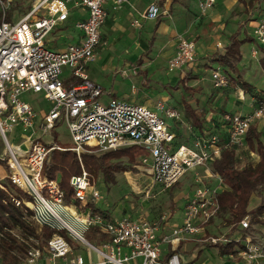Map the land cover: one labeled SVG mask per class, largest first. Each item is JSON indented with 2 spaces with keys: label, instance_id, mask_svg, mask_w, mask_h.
Listing matches in <instances>:
<instances>
[{
  "label": "built area",
  "instance_id": "obj_1",
  "mask_svg": "<svg viewBox=\"0 0 264 264\" xmlns=\"http://www.w3.org/2000/svg\"><path fill=\"white\" fill-rule=\"evenodd\" d=\"M21 0H0V158L5 165L0 172V189L7 191L5 182L23 194H10L15 206L32 211L31 220L37 231L43 226L52 230L43 247L33 238L25 240V264H217L196 261L204 245L233 244V252L223 257L241 264H264V225L251 223L249 215L243 217L235 230L228 234L219 232L225 226L218 215L220 207L217 194L226 188L220 176L213 173L211 164L221 158L225 148H242L245 136L255 121L264 115V100L250 112H224L220 122L226 127L227 139L220 141L216 134L208 137L196 135L189 145L174 146V133L168 119L179 120V114L163 101L153 106L123 99L103 103V89L93 82L86 71L87 64L96 55L100 43V29L106 19V0H80L86 7L87 17L76 25L81 30L78 42L69 43L56 50L46 45L48 34L68 17L66 0H33L28 11L18 20H5L6 10ZM116 5L130 0H115ZM198 15H205L215 0H195ZM162 11L157 2L150 3L140 18L157 19ZM134 19L132 24H137ZM255 39L264 46V10L254 25ZM196 46L192 40L179 35L176 50L167 63L170 72L182 70L194 63ZM254 58L257 53L251 50ZM69 70V85L61 78ZM135 71H133L134 73ZM213 87H225L229 79L217 67L211 71ZM25 91L40 92L51 103L44 123L43 133L64 121L72 150L78 160L87 147L109 151L131 145L145 150L134 165L138 177L128 180H146L144 191L155 185L169 188L187 171L205 169L206 178L198 173L194 181L198 186L187 198L180 223L171 222L172 212H162L156 219L124 217L114 220L93 211L90 204L99 198L91 184L89 174L81 166V173L72 175L69 183L72 198L80 203L64 201V193L57 179L42 175L44 161L50 150L38 141L33 128V107L20 100ZM21 126L30 134H22L20 143H13L9 134L14 126ZM35 136V137H34ZM49 144V143H46ZM25 146V149L22 148ZM208 173V174H207ZM208 179H217L208 185ZM147 190V191H146ZM220 222V223H219ZM215 223H218L217 225ZM212 226V227H210ZM229 227V232H230ZM64 232L65 234L61 233ZM93 234L95 244L87 241L84 233ZM75 240L98 260L85 257L69 239ZM191 243L189 252L182 244ZM189 252V253H188ZM58 260V261H57Z\"/></svg>",
  "mask_w": 264,
  "mask_h": 264
},
{
  "label": "rangeland",
  "instance_id": "obj_2",
  "mask_svg": "<svg viewBox=\"0 0 264 264\" xmlns=\"http://www.w3.org/2000/svg\"><path fill=\"white\" fill-rule=\"evenodd\" d=\"M32 2L33 0H21L20 4H22L23 7L21 9L13 10V5L15 3H18L14 2L11 5L10 9L6 10L5 20L9 22H14L18 20L28 11ZM263 9L264 0H258L257 3L254 2L253 6L249 8L250 13L248 14V16L244 15L242 18L244 24L240 27L238 25V27H236L234 30L236 35L235 37L239 41H242L237 42L235 40V43L237 42L238 45L244 44L242 46V49L240 48L242 52V58L235 61L234 68L229 69L228 67L217 61H212L210 62V64L213 68L217 67L222 73L227 76L228 79H230L231 76L233 77V75H239L240 78H243L244 80L250 82V84H248V88L250 90L255 87L256 89H261L264 92V59H261V57L264 55V46L257 43L253 31V27L256 24L257 18ZM246 38L250 39H247V44H245L244 42V39ZM252 49L256 50V61L251 60V58H249ZM106 53L107 48L104 52H102L99 56H97L89 63L91 68L90 72H88V75L91 76L92 70V74L96 76V78H98V83H100V85L105 90V93L100 98L101 101L104 102L107 97L111 96V93L113 91H119V96L121 97L122 95H126V93L132 89V87H135L137 91H140V94L144 90L147 91V97L153 100L160 99L161 96H164V100H167L169 104L179 109V112L177 111L179 114V118L183 119L184 121H189V116L187 115L188 112H186L181 106V102L185 101L186 103L190 104L191 107L194 108L195 106H197V108L201 110L199 111L197 109H194L197 115L202 116L200 120L205 132H200L204 133L206 137L212 134H216L221 142L226 139L227 130L226 127L220 122V120L218 121L219 128L216 127V130H214L215 127H212L211 124L205 120L207 116V112L205 111V100L211 93H214L216 89L213 87L211 82L212 68L207 65L200 66V64L198 63L199 78H184L183 81H180L176 79L178 73H172L168 71L167 63L165 64L164 61L160 59H155V53L152 52L149 55L151 59H146V62L142 64L143 70L146 74V85L143 86L142 77L131 80L130 78H128L131 75H129L128 70L125 68L121 71V74L125 75L126 77L121 75L119 72L115 73L114 70H110L108 66L109 62H104ZM112 57L114 59L112 64H116L117 66L119 65L120 67L122 65V62L119 59V55L116 53H112ZM122 57L131 60L132 62H136L138 59L136 56L131 55H123ZM261 60L263 61V64L261 63ZM134 65L137 66V64H131L132 68ZM129 70L131 71L132 69L129 68ZM133 71H135L133 73V76H136L138 74V71L136 69H133L132 72ZM68 77L69 70L65 68L61 74V78L63 81L67 82L65 83L66 85H68ZM231 88L232 92L238 94V88H235L234 85H232L231 87L226 85L225 87L217 89L218 92L221 94L231 90ZM239 88L244 91V95L245 90H249L243 85L239 86ZM263 94L254 93V102L256 103L257 100L261 99L264 96ZM19 98L20 100L29 103L33 107L36 116L32 129L34 130L35 135L38 137L37 139L39 142L45 144L57 143L60 146L72 145L68 134L67 126L62 120L56 123L55 127L52 130H49L46 133L42 132L41 124L44 123V117L47 114L48 109L51 107V103L44 98L42 93L25 91L19 95ZM244 100V102H247L246 96ZM248 104L249 103H247V105L245 104V106L247 107ZM180 106L182 109L179 108ZM167 124L171 126L172 121L168 120ZM194 128L191 127L193 132L195 131ZM173 129L177 130V141L179 143H183L185 145L190 143L191 135L189 131L185 130L186 133H184L185 131L182 130L184 129V127L181 126L180 128H177L175 126V128L173 127ZM180 130L183 132L180 133ZM30 131V129L24 131L21 126L16 125L14 126L13 131L9 134V138L13 143H20L22 134H30ZM195 133L198 132L195 131ZM22 148L25 149V146L22 145ZM83 153H99V151L95 147L89 146L81 154ZM256 160L257 154L253 151L247 150L246 148L235 152V165L238 168L247 165H253L255 164ZM137 162L138 157L132 166H126L121 172L114 173V183H104L101 181L99 176L91 174V184H94L93 187L99 192L100 195L98 199L92 202L93 205L97 208L102 209L104 214L108 218L114 220H120L124 217H130L133 219L146 218L152 220L156 219L160 214H162V212H172L173 217L171 218V222L180 223V217L182 215V209L185 204V201L187 198L191 197L193 191L198 186V184L194 181L196 173H198L201 177H203V179H205L207 170L201 168L187 171L171 187L163 188L160 185H155L151 188L148 193H146L144 191L146 180H143V177L139 178L137 182L132 179L133 177L140 176L137 175V169L134 168V165H136ZM3 170L4 168L0 165V172H3ZM126 173H128L132 177V181L128 180V174ZM206 183L208 185H215L218 183V181L217 179H208ZM260 205L261 213L258 219H261L264 222V192H262L260 196L253 194L252 201L250 202V209L254 210ZM224 215L225 217L229 216V214L224 213L218 215V219L220 222L225 220ZM215 224L217 225L218 223ZM219 232H227L228 234H231L233 231L229 232V227H223L219 228ZM84 237L87 241L95 244V235L93 237V234L90 231L85 232ZM67 239H69V237H67ZM69 240L74 246V248L79 251L84 257L85 255H89L90 259H92L93 261L98 260V257L94 252L90 253V251H88L84 246H82L75 240ZM39 244L41 245V243ZM43 246L44 244L41 245V247ZM181 246L187 247L188 243L184 245L182 244ZM207 246L208 245H204V248ZM207 248L209 249L199 253L198 257L196 258V261L221 262L222 260H227L226 258L221 257V255L216 252L215 247L209 246ZM18 264H25V262L20 259Z\"/></svg>",
  "mask_w": 264,
  "mask_h": 264
},
{
  "label": "crops",
  "instance_id": "obj_3",
  "mask_svg": "<svg viewBox=\"0 0 264 264\" xmlns=\"http://www.w3.org/2000/svg\"><path fill=\"white\" fill-rule=\"evenodd\" d=\"M257 1L258 0H215L213 7L205 15L199 16L195 0H130L132 7L125 3L118 6L116 5L115 0H106L104 3L106 19L100 29V43L96 48L95 58L107 48L104 62H109L108 66L110 70H114L115 73L119 72L121 74V71L125 68L128 70L129 75H131L128 78L132 80L142 77V85L144 86L146 85V74L143 70L142 64L146 62V59H151L149 55L152 52L155 53V59H160L164 61L165 64L168 63L169 59L173 56L176 50L178 36L183 35L195 43V60L192 65L172 73L177 72L178 78L176 77V79L180 81H183L184 78L197 79L199 78L198 63L200 66H209L210 62H212L211 57L213 53H223L225 51V48L230 43L231 35L235 34V28L238 27V25L240 27L244 24V21L242 20L243 16H248L250 13L249 8L253 6L254 2L257 3ZM152 2H157L161 10L163 12L166 11L167 13H161V15L155 20L140 18V14L143 13L147 6ZM66 4L68 7L67 19L60 22L46 37V45L49 48L56 50L62 49L69 43L78 42L81 37L82 32L76 24L86 19L87 9L80 4V0H66ZM134 19H138V23L133 25L132 22ZM247 39L249 38L244 39L245 44H247ZM243 45L244 44L239 45L238 47L240 58H242V52L240 48L242 49ZM112 53L119 55V59L122 62L120 67L119 65L117 66L116 64H112L114 60ZM123 55L136 56L138 59L136 62H132L131 60L123 58ZM249 58L256 61L257 55L253 58L250 52ZM261 59H264V55L261 57ZM262 60L261 63L263 62ZM89 63L86 67L87 74L90 72L91 68ZM131 64H137V66L134 65L132 68ZM209 67L212 68V70L215 68L212 66ZM129 68L132 70L136 69L138 74L133 76L134 74L132 70H129ZM123 76L126 77L125 75ZM89 78L93 82L100 85V83L97 81L98 78L92 74V70L91 76H89ZM241 84H244V86L249 89V81L240 78L239 75H233V77H230L227 85L229 87L234 85L235 88H238V94L232 92V88L231 90L220 94L216 88L214 93H211L205 100V111L207 112L205 120L210 123L212 127H215L214 130L217 129L216 127L219 128V117L224 112H250L257 107L260 101L264 100L263 96L255 103L253 94H263L264 92L261 89H256L254 87L251 90H245L244 95V91L239 88V86H242ZM104 93L105 90L103 89L101 96ZM245 96L247 102H244ZM164 98V96H161L160 99H150L147 97V91L144 90L140 94V91H137L135 87H132V89L128 91L126 95H122L121 97L119 96V91H113L111 96L107 97L104 102H101L108 103L111 99H123L134 103L153 106L155 102L163 101L166 105L173 107L177 111L179 110L175 106L169 104L167 100H164ZM247 103H249L248 106L250 105L249 107L247 106L248 108L245 106ZM181 106L186 112H188L187 115L189 116V121L186 119V121H184L181 118H179V120L168 119L172 121V125L168 126L175 135L173 142L175 147L183 144L177 141V130L173 129L175 126L177 128H180V126L184 127V129H182L183 131L187 130L190 132L191 136L189 144L192 143L196 135L205 136L204 133L200 132H205L200 120L202 116L197 115L194 111V109L199 110L197 106L193 108L185 101L181 102ZM181 106L179 107L180 109H182ZM190 110L194 112V115L189 114ZM252 126H254L257 131L264 133V115L255 119V121L252 123ZM191 127L194 128V130L198 133H195V131L193 132ZM199 127L202 129H199ZM183 131L180 130V133ZM184 133H186V131ZM243 148L249 150L247 144L245 143L242 148H238V150L235 149L234 152L242 150ZM207 247L204 248V246H202L200 252H204L205 250L209 249ZM186 248L190 252L193 248V245L189 243ZM221 257H223V255ZM210 263L241 264L230 259L222 260L221 262Z\"/></svg>",
  "mask_w": 264,
  "mask_h": 264
},
{
  "label": "trees",
  "instance_id": "obj_4",
  "mask_svg": "<svg viewBox=\"0 0 264 264\" xmlns=\"http://www.w3.org/2000/svg\"><path fill=\"white\" fill-rule=\"evenodd\" d=\"M20 2L13 5V10L23 7ZM235 36V34L231 35L230 43L223 53L212 54L211 61H217L229 69L234 68L235 61L240 58L237 43L239 40ZM70 82L69 79L68 83ZM63 83L65 84L66 81ZM189 114L194 115V112L190 110ZM199 129L202 128L199 127ZM244 141L248 149L257 154L258 158L254 165L236 167L235 152L232 148L223 149L221 158L211 164L212 172L220 176L226 185V188L217 194V199L220 214H229L228 217L224 215L225 220L222 222H225L224 227H231L230 231H234L238 222L247 215L250 216L251 223L261 225L264 223L258 219L262 204L254 210L250 209L253 194L260 196L264 192V133L257 131L251 125ZM45 146L47 148L59 146L62 149L54 148L49 151L44 161L42 175L48 179H57L64 193V201L73 202L77 206L80 203L72 198L73 190L69 179L72 175L81 173V166L89 176L95 174L104 183H114L113 174L121 172L126 166H132L137 157L145 152L140 146L131 145L109 151H99V153H83L81 159L78 160L75 153L70 150L71 146H60L57 143L45 144ZM0 165H5L1 158ZM5 187L7 191L0 189V264H18L27 249L24 241L31 237L41 247L51 235L52 230L43 226L40 231H37V227L31 220L32 211L29 208L24 210L17 207L10 200V194L21 197L23 193L12 187L9 181L5 182ZM90 205L93 211L104 214L102 209L93 204ZM61 233L65 234L62 231ZM209 246L215 247L221 256L233 252L232 243L209 244Z\"/></svg>",
  "mask_w": 264,
  "mask_h": 264
}]
</instances>
